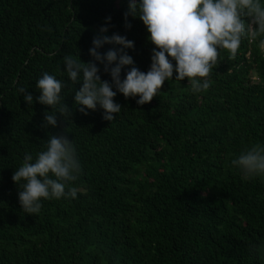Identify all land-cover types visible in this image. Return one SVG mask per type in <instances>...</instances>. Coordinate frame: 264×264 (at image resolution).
<instances>
[{
	"label": "trees",
	"instance_id": "1",
	"mask_svg": "<svg viewBox=\"0 0 264 264\" xmlns=\"http://www.w3.org/2000/svg\"><path fill=\"white\" fill-rule=\"evenodd\" d=\"M127 11L128 0H0V264H264L250 250L264 243V177L245 179L231 163L264 145V35L242 37L235 59L219 50L207 91L193 93L174 71L144 105L117 93L113 121L99 105L85 115L74 106L81 83H71L63 56L88 61L94 37L118 33L134 41L125 51L135 63L121 79L132 66L150 69L155 45L138 16L125 27ZM44 72L68 85L72 115L58 114L56 127H44L51 108L36 100ZM49 134L73 139L77 196L41 198L30 215L12 176L26 153L34 162L46 150Z\"/></svg>",
	"mask_w": 264,
	"mask_h": 264
},
{
	"label": "clouds",
	"instance_id": "2",
	"mask_svg": "<svg viewBox=\"0 0 264 264\" xmlns=\"http://www.w3.org/2000/svg\"><path fill=\"white\" fill-rule=\"evenodd\" d=\"M129 15L139 17L155 45L146 73L132 66L121 79L124 66L135 63L125 51L134 48V41L118 33L94 37L89 48L92 59L88 61H83L79 55L62 58L71 83L74 86L81 83L79 90L74 88V106H80L78 110L85 115L88 114L86 109L96 110L99 105L104 110L103 119L113 121V114H118L122 108L114 100L117 93H122L126 99L139 96L137 105H144L158 95L166 80L173 79L174 71L175 80L188 79L193 93L207 91L212 83L210 74L223 59L219 50L226 49L228 59H235L242 37L256 40L264 35V5L260 0H128L124 17L125 27L130 29ZM110 20V16L106 18ZM109 26L107 23L101 26L100 33H106ZM104 44L121 47L102 53L99 49ZM259 47L264 50V39L260 40ZM97 62L103 65V72L110 75L111 80L101 78ZM35 86L41 93L36 100L51 108L45 111L44 127L58 126V114L67 121L71 118L72 109L62 96V90L68 86L65 82L44 72ZM19 92L24 93L29 105L33 103L32 94L25 88H20ZM33 159L32 154L26 153L12 176L25 213L39 214L41 198L77 196L78 189L71 184L79 178L82 168L73 139L63 134H49L46 150L37 153L34 162ZM231 163L241 170L245 179L264 177V145L253 144ZM250 250L264 256V243L251 244Z\"/></svg>",
	"mask_w": 264,
	"mask_h": 264
}]
</instances>
